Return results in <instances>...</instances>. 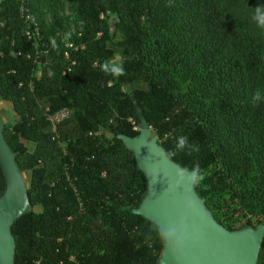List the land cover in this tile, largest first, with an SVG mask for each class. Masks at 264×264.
Listing matches in <instances>:
<instances>
[{
	"label": "trees",
	"instance_id": "obj_1",
	"mask_svg": "<svg viewBox=\"0 0 264 264\" xmlns=\"http://www.w3.org/2000/svg\"><path fill=\"white\" fill-rule=\"evenodd\" d=\"M33 1L0 0V100L15 115L3 135L29 173L30 209L10 228L14 264H158L163 237L134 214L146 179L118 139L142 122L203 177L195 191L208 209L228 194L264 218V39L244 20L227 26L242 0H68L67 46L41 24L40 41L28 37ZM62 110L70 116L53 131L48 115Z\"/></svg>",
	"mask_w": 264,
	"mask_h": 264
},
{
	"label": "water",
	"instance_id": "obj_2",
	"mask_svg": "<svg viewBox=\"0 0 264 264\" xmlns=\"http://www.w3.org/2000/svg\"><path fill=\"white\" fill-rule=\"evenodd\" d=\"M0 118V167L5 191L0 197V264H14L12 224L30 209L27 186L16 166ZM132 152L146 179V196L134 214L153 223L164 248L158 264H256L264 225L229 232L213 218L188 172L172 162L145 122L138 136H118ZM169 233H172L169 235Z\"/></svg>",
	"mask_w": 264,
	"mask_h": 264
},
{
	"label": "rangeland",
	"instance_id": "obj_3",
	"mask_svg": "<svg viewBox=\"0 0 264 264\" xmlns=\"http://www.w3.org/2000/svg\"><path fill=\"white\" fill-rule=\"evenodd\" d=\"M33 5L36 17L38 18V22L35 21V23L37 27L40 26V24L44 27L48 41L51 44L61 42L67 46V40L74 34L75 29V18L70 2L68 0H34ZM257 6L264 7V4L259 2H247L246 0L240 1L236 8L229 12L227 26L233 27L234 23L237 21L244 20L254 35L261 36L264 39V27H259L253 20L254 11ZM115 22L116 19L114 17L110 18L109 24L112 35ZM0 118L5 124H10L15 120V115L11 106L1 100ZM24 143L27 147H30L28 143ZM22 176L28 186L29 173L23 172ZM198 184H200V182ZM214 202L215 203L210 206V209H207L212 216L215 214L220 226L226 230L230 229L227 230L229 232L240 231L245 228L254 229L260 224L264 225L263 217L247 215L231 201L228 194L218 195L215 197ZM34 211L38 212L39 208H35Z\"/></svg>",
	"mask_w": 264,
	"mask_h": 264
},
{
	"label": "built area",
	"instance_id": "obj_4",
	"mask_svg": "<svg viewBox=\"0 0 264 264\" xmlns=\"http://www.w3.org/2000/svg\"><path fill=\"white\" fill-rule=\"evenodd\" d=\"M21 10L24 11L23 9ZM23 16H24V24L28 28V31H27L28 37L32 36L34 40L36 41L35 44L38 43L40 41V35H39V31H38L39 29L37 27V24L35 23L34 19L31 18L29 15H25L23 13ZM69 116H70V112L68 110H62L54 115H48V120L52 124V130L55 131L56 125L63 119L68 118Z\"/></svg>",
	"mask_w": 264,
	"mask_h": 264
},
{
	"label": "clouds",
	"instance_id": "obj_5",
	"mask_svg": "<svg viewBox=\"0 0 264 264\" xmlns=\"http://www.w3.org/2000/svg\"><path fill=\"white\" fill-rule=\"evenodd\" d=\"M253 20L257 23V25L259 27H264V7L261 6H257L255 11H254V15H253ZM118 72L120 74H122L123 70L122 68L118 69ZM259 92L257 91L254 99L259 98ZM188 144L187 138L186 137H181L178 139V142L175 146V150L177 152L183 151V145ZM198 173V172H197ZM203 177L198 173L196 174L193 178H192V183L196 184L199 183V181L202 179ZM172 233H169V235H171Z\"/></svg>",
	"mask_w": 264,
	"mask_h": 264
}]
</instances>
